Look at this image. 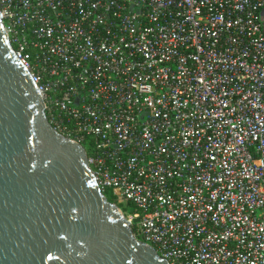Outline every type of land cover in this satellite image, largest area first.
I'll use <instances>...</instances> for the list:
<instances>
[{
  "label": "built area",
  "instance_id": "2783aa9c",
  "mask_svg": "<svg viewBox=\"0 0 264 264\" xmlns=\"http://www.w3.org/2000/svg\"><path fill=\"white\" fill-rule=\"evenodd\" d=\"M0 12L49 124L87 151L137 241L169 264H264V0Z\"/></svg>",
  "mask_w": 264,
  "mask_h": 264
},
{
  "label": "water",
  "instance_id": "95a60500",
  "mask_svg": "<svg viewBox=\"0 0 264 264\" xmlns=\"http://www.w3.org/2000/svg\"><path fill=\"white\" fill-rule=\"evenodd\" d=\"M0 264H169L135 239L87 151L51 127L1 12Z\"/></svg>",
  "mask_w": 264,
  "mask_h": 264
},
{
  "label": "trees",
  "instance_id": "16d2710c",
  "mask_svg": "<svg viewBox=\"0 0 264 264\" xmlns=\"http://www.w3.org/2000/svg\"><path fill=\"white\" fill-rule=\"evenodd\" d=\"M107 199H108L111 203H114V198H113V197L108 196Z\"/></svg>",
  "mask_w": 264,
  "mask_h": 264
}]
</instances>
